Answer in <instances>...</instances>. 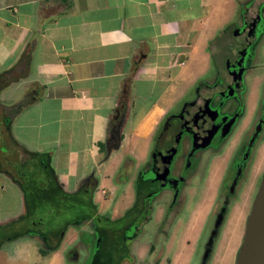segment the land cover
<instances>
[{"label": "crops", "instance_id": "crops-1", "mask_svg": "<svg viewBox=\"0 0 264 264\" xmlns=\"http://www.w3.org/2000/svg\"><path fill=\"white\" fill-rule=\"evenodd\" d=\"M237 3L0 0V163L5 138L18 149L14 161L0 165V225L25 213V188L28 195L41 190L43 198L31 203L34 209L53 206L61 212L67 195L90 175L98 187L96 170L107 160L100 143L116 109L126 102L120 145L128 141L123 131L130 118L132 135L154 133L161 113L182 95L178 87L190 76L191 63L219 62L211 46L219 24L211 22L233 16ZM205 41L208 54H203ZM93 193L95 215H108L99 212ZM78 200L70 209L76 211ZM59 220L60 215L54 219ZM17 228L38 226L25 219ZM36 237L43 242L26 233L0 248L16 244L24 256L30 251L27 238ZM59 246L46 255L37 248V253L45 264H55L62 260Z\"/></svg>", "mask_w": 264, "mask_h": 264}, {"label": "flooded vegetation", "instance_id": "flooded-vegetation-1", "mask_svg": "<svg viewBox=\"0 0 264 264\" xmlns=\"http://www.w3.org/2000/svg\"><path fill=\"white\" fill-rule=\"evenodd\" d=\"M230 30L232 38L225 47L215 49L220 60L212 64L213 75L199 79L190 96H179L161 113L145 160L134 177V203L126 209L124 217L112 220L109 214L94 215L84 220L90 223V230L81 231L75 252L69 251L75 261L79 258L78 250L83 249L87 253L83 264H138L131 245L151 220L158 197L169 195L163 228L182 209L187 193L211 176H219L209 238L217 221L219 226L213 234L212 249L220 227L238 208V200L246 194L250 200L252 194L246 223L264 176V90L252 123L244 124L249 81L254 69L264 67V57L260 54L264 0L242 2L238 21ZM125 107L123 101L112 116L103 147L104 159L109 156L107 148L112 143V130L125 121ZM3 150L0 146V151ZM86 182L83 189L88 195L97 187V180L95 185L90 178ZM116 221L120 224L114 225ZM47 237L48 245L52 238Z\"/></svg>", "mask_w": 264, "mask_h": 264}, {"label": "rangeland", "instance_id": "rangeland-1", "mask_svg": "<svg viewBox=\"0 0 264 264\" xmlns=\"http://www.w3.org/2000/svg\"><path fill=\"white\" fill-rule=\"evenodd\" d=\"M244 1L238 0L237 12L222 21L223 23L211 22V24H219L215 29L217 38L211 43L212 50L223 49L228 40L232 38L231 30L229 32V29L238 21L240 5ZM206 42L202 47L203 54H208L210 49ZM260 54L261 57H264V39L260 46ZM212 64L213 61L208 64L200 62L198 66L195 63H191L190 76L187 78L186 83L178 87L177 94L183 93L182 95L179 94L177 98L179 96H190L195 90L196 82L199 79L211 77L214 73ZM249 87L247 113L244 118L245 125L252 123V116L264 90V67L254 69L253 77L249 81ZM132 119L130 118L123 131L125 136L128 137V141L126 139L122 141L120 147L112 151L102 164V167L96 170L95 176L99 180V184L93 193V199L100 213H108L116 217L123 216L126 209L134 203V177L139 165L145 160L147 150L152 142L153 133L146 136L132 135L130 133ZM5 139L7 148L5 153L2 154L5 157L2 160V165L4 166H6L7 162L14 161L18 152L17 147L12 145V142L7 138ZM101 155H103L102 149ZM123 171L126 172V175L125 173L120 175ZM218 183L219 176H211L204 184L191 189L185 196L182 209L172 218L171 223L163 228L161 225L169 204V195L164 193L158 197L154 204V213L151 220L143 226V230L131 245L138 264L201 263L204 248L214 224L213 211L218 198ZM102 190H104V193ZM251 196L252 194H250L249 200L247 194L243 195L238 200V208L232 212L228 220L220 227L207 264H235L243 239L242 235L246 224L245 217L249 210ZM49 209L50 211H47L48 219H54L55 208L50 206ZM74 214H76V211H71L66 215L74 218L72 219L73 221L78 216ZM171 217L172 214L169 217L170 220ZM119 222L116 221L113 224L119 225ZM89 224L87 222H73L66 227L59 246L62 260H56L55 264H83L87 256L85 250H78L79 258L77 261L74 259V254L69 258L68 255L71 253L69 251L79 243L81 231L90 230ZM107 225L113 226L111 223H107ZM50 236L52 241L48 245L42 243L40 238H27L31 239V245L29 246L30 251L25 253L24 256L16 244L4 243L0 248V264H45L47 259L37 253V248L40 250L42 247L46 249L49 246H53L56 242L57 234L53 233ZM80 248H82V245H80ZM72 252L74 253L75 251Z\"/></svg>", "mask_w": 264, "mask_h": 264}, {"label": "trees", "instance_id": "trees-1", "mask_svg": "<svg viewBox=\"0 0 264 264\" xmlns=\"http://www.w3.org/2000/svg\"><path fill=\"white\" fill-rule=\"evenodd\" d=\"M21 107V104L17 105V109ZM5 123L8 124V119L5 120ZM104 143H100V150H104ZM36 156V155H33ZM0 165H2V163H0ZM33 176H35V174H37L36 172H32L31 173ZM90 179H92L94 181V185L96 182V178H94L92 175L89 176ZM86 181L81 183L80 187L78 188V190L73 194V196L67 195V207H65V209H67L65 211V209L63 208V210L60 211H56L55 209V217H59L62 218L63 220H59L57 223L56 221H54V219H50L51 222H46V219H48V212L47 211H42L39 208L34 209L35 206H32L31 203L34 202V199H40L43 198L42 194L40 193L39 190H36L35 195H28L26 193V188L24 189V200H25V205H26V211L23 215L19 216L16 220L14 221H10L7 224L4 225H0V234H2L0 236V246L1 243L7 240H13L15 238H18L22 235H25L26 233L33 231L35 233H37L40 237L44 238L43 242L45 245H47L46 241H48L47 236L49 235H53V233L57 234V238H56V242L53 244V246H49L46 249H44L43 247L40 248L39 252L41 255H46L48 254L50 251L55 250L56 248H58V246L60 245L61 242V234H63L65 232L66 227L69 224H72L73 222H83L84 220H89L91 219V217H93L96 214V206L94 205V203L92 202V192H90V194H86L85 190L83 189L84 187H86ZM37 184V183H36ZM36 186L37 185H34ZM47 196V194L45 195ZM76 197V200L80 199L81 203L80 205H78L77 209H76V214L74 215H78L77 219L73 220L71 219L70 216L66 215L67 213L74 211V209H70L72 206H70L69 204H71V201L74 200V198ZM79 201V200H78ZM33 204V203H32ZM60 207V205H59ZM50 211V210H49ZM67 217V218H64ZM25 219H29L30 220V224H33L34 226H38L37 229H25V230H21L18 229V225L23 222ZM74 219V218H73ZM75 249V247H73L72 250L73 251ZM70 254V253H69ZM71 255H68V258Z\"/></svg>", "mask_w": 264, "mask_h": 264}, {"label": "water", "instance_id": "water-1", "mask_svg": "<svg viewBox=\"0 0 264 264\" xmlns=\"http://www.w3.org/2000/svg\"><path fill=\"white\" fill-rule=\"evenodd\" d=\"M120 128L115 127L111 132L112 143L107 148L108 154L120 147ZM219 226V221L214 225V231L208 239L201 264H206L212 252L213 234ZM29 235L35 236L37 233L30 231ZM235 264H264V176L254 198L250 213L247 217L243 239L236 256Z\"/></svg>", "mask_w": 264, "mask_h": 264}]
</instances>
